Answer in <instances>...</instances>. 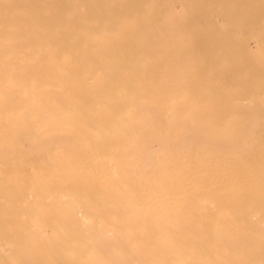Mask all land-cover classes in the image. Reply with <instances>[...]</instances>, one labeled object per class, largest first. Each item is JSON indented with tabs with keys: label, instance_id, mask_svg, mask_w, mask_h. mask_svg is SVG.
<instances>
[{
	"label": "bare ground",
	"instance_id": "bare-ground-1",
	"mask_svg": "<svg viewBox=\"0 0 264 264\" xmlns=\"http://www.w3.org/2000/svg\"><path fill=\"white\" fill-rule=\"evenodd\" d=\"M0 264H264V0H0Z\"/></svg>",
	"mask_w": 264,
	"mask_h": 264
}]
</instances>
